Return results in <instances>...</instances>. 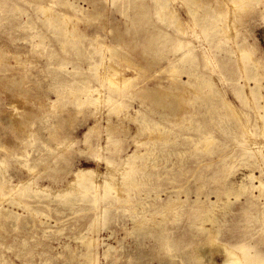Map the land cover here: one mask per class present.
<instances>
[{
    "label": "rangeland",
    "instance_id": "1",
    "mask_svg": "<svg viewBox=\"0 0 264 264\" xmlns=\"http://www.w3.org/2000/svg\"><path fill=\"white\" fill-rule=\"evenodd\" d=\"M245 3L0 0V264L264 257V0Z\"/></svg>",
    "mask_w": 264,
    "mask_h": 264
},
{
    "label": "bare ground",
    "instance_id": "2",
    "mask_svg": "<svg viewBox=\"0 0 264 264\" xmlns=\"http://www.w3.org/2000/svg\"><path fill=\"white\" fill-rule=\"evenodd\" d=\"M245 1H247V0H233V4L234 5H237L238 3H242V5L240 4V6H243V8L244 7H246L247 6V4L245 3ZM251 1H253V2H255V3H258L260 0H251ZM196 4V3H195ZM188 9H190V7L188 8ZM41 10L43 11V13H44V15L46 16V18L45 19H47V21L50 23V24H52V23H54L55 21L53 20L54 18H56V19H59L60 21L59 22H61L62 24H69L71 21H70V18L69 17H65V16H57L55 13H52V9H50L49 7H41ZM191 10V9H190ZM163 14V13H162ZM189 14V13H188ZM43 15V14H42ZM197 16H198V11L197 10H194L193 11V13H192V17L195 19V18H197ZM54 17V18H53ZM55 19V20H56ZM177 21V20H176ZM178 22V21H177ZM49 24V25H50ZM179 26V25H178ZM65 34H64V37L65 38H67L68 37V40H66L67 42H72L74 39H71L70 40V38L71 37H73L74 38V35H73V30L71 29H69L68 27H67V30L65 29V32H64ZM181 59H183V60H186V61H193V59H194V57L191 55V51L190 50H188V52L186 51L185 53H184V55H183V58H181ZM103 61H104V59H103ZM117 70V69H116ZM115 70V71H116ZM104 71V70H103ZM173 71H175V69H173ZM118 74V73H117ZM98 76H99V73L97 74ZM102 77V76H101ZM103 79V78H102ZM101 79V80H102ZM105 79H106V77H105ZM106 80H108L109 82H110V84H111V87H112V85H114V87H115V85L117 86V90L118 91H121L122 90V87H126L128 84H129V80H127V79H125V80H123V86L121 85L120 87H119V85H117V83L116 82H119V81H117L116 80V82L113 80V77H108ZM104 81V80H103ZM108 82V83H109ZM103 83V82H102ZM206 83H207V85L208 86H210L211 87V83L207 80L206 81ZM114 90V89H113ZM116 90V91H117ZM193 90V89H192ZM118 93V92H117ZM99 96V95H98ZM157 97V96H156ZM99 99V98H98ZM160 100V99H159ZM95 101H97L96 99H95ZM224 103V102H223ZM97 104V103H96ZM226 105V107L228 108V109H230L231 110V113L233 112V114H234V116H239L240 114L237 112V111H235V110H233V109H231L227 104H225ZM236 119V118H235ZM242 124V123H241ZM244 126V125H243ZM264 133V132H263ZM209 143H211V142H209ZM258 151V150H257ZM258 153V152H257ZM1 164H3V163H1ZM29 169V168H28ZM128 177V175H123V178H127ZM74 183H76V187H78V188H80V187H85V186H88V185H90V184H92V185H94V183H95V179H94V177H93V173L91 172V171H87V170H79L77 173H76V175H75V180H74V182H72L71 183V185L72 184H74ZM1 184V183H0ZM106 185H105V187L108 189V190H118L119 189V187H117V186H114V185H112V184H110L109 182H106L105 183ZM103 186V185H102ZM104 187V188H105ZM105 191V190H104ZM85 192H88V191H85ZM1 194H2V191L0 192ZM71 193V191L68 189L67 191H66V193H65V195L67 196V195H69ZM70 196V195H69ZM84 196H86V195H84ZM65 197V196H64ZM84 198V197H83ZM94 200H95V197H94ZM1 201H2V199H1ZM17 201V200H16ZM65 201H69V199L68 200H65ZM65 203V202H64ZM1 211V210H0ZM6 210H2L1 212H5ZM88 245V247H90V245L92 246V244H87ZM223 247H224V252H225V254H226V263L227 264H264V257H259V255H258V257H256V256H254V254H252V253H250V248H248L246 245H230V244H228V243H225L224 245H223Z\"/></svg>",
    "mask_w": 264,
    "mask_h": 264
}]
</instances>
